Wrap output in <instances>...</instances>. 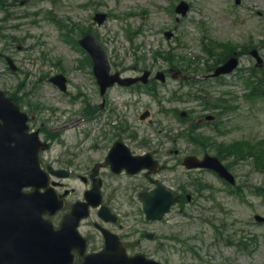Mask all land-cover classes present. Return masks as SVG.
Returning a JSON list of instances; mask_svg holds the SVG:
<instances>
[{
    "label": "rangeland",
    "instance_id": "374dc122",
    "mask_svg": "<svg viewBox=\"0 0 264 264\" xmlns=\"http://www.w3.org/2000/svg\"><path fill=\"white\" fill-rule=\"evenodd\" d=\"M55 1H28L24 5L16 1L18 6L15 5L13 11L18 16L10 24L17 26L6 30L3 27L2 30L19 37L9 49L19 70L11 75L5 64L0 63V88L12 89L18 82L25 81L18 95L24 96V91H31L24 100L43 105L40 111L33 112V124L37 126L44 121L47 125L62 127L60 135L63 137L103 134V131L111 129V125L126 119L139 135L163 140L171 136L170 139L175 140L169 139L165 146H176L185 153L192 146L176 136L178 130L190 120L204 119L203 113L211 112L199 102L180 95L187 87H180L178 79L168 75L167 84L158 88L160 102L150 94L129 96L130 90L115 87L106 95L107 108L104 103L97 118L87 119L83 110L85 102L91 106L98 105L102 98L91 67L77 60L83 56L81 52L65 44L58 28L45 17L48 9L54 8L62 18L71 17L83 24L85 29L89 28L106 51L112 71L123 69L124 74L138 71V68L133 70L130 66L139 58L142 63L138 65L142 69H166L168 63L153 53L170 46L176 53L190 58L195 55L204 57L199 42L203 34L217 40H230L239 46L251 38L256 42L264 37V0H242L239 5H235L233 0H186L191 9L179 21L175 20V12H171L179 0ZM98 11L108 14L101 25L93 20L94 13ZM127 27L132 30L131 39L126 36ZM166 29L173 30L175 37L166 39L163 32ZM176 38H179L178 41ZM0 40L2 48L7 39L3 37ZM258 49L264 58V46ZM58 59L60 62H56ZM253 65V58L246 53L241 54L239 66L244 67L243 73ZM59 69H64L62 73L68 78L66 93L48 81V77ZM234 73L207 85L213 96L225 94L231 110L223 115L222 122H218L219 129L205 123L200 131L207 136L205 142L210 145L207 152L218 154L229 165L237 184L244 188L245 198L237 197L211 172L187 174L181 167L169 172L181 182L197 177L203 181L202 184L209 183L217 191L211 192L212 199H207L205 196L210 192L204 190L203 198L198 197L193 204L185 205L183 211L175 208L168 220L152 226L159 237H167L163 240V249L153 256L163 264H264V224L253 219L255 213L264 215V201L249 191L252 186L256 189L264 187V159L240 157L245 160L239 161L226 147L236 139L257 140L264 145V97L254 94L253 84L258 78L243 81L246 83L243 87ZM260 78L263 80V75ZM174 90L176 95L171 98ZM252 90L253 95H249ZM76 94L78 98H72ZM161 104L190 110L189 120L180 121L170 111L163 113ZM24 106L27 104L24 103ZM145 108L151 111L152 124L138 118ZM95 127L99 129L93 131ZM58 150L59 146L55 144L50 152L57 156ZM216 227L221 231L220 235ZM172 235L178 236L179 240L169 238ZM240 240L246 244V250L235 244ZM156 244L157 241L145 242L146 248L151 249Z\"/></svg>",
    "mask_w": 264,
    "mask_h": 264
},
{
    "label": "flooded vegetation",
    "instance_id": "af4514ba",
    "mask_svg": "<svg viewBox=\"0 0 264 264\" xmlns=\"http://www.w3.org/2000/svg\"><path fill=\"white\" fill-rule=\"evenodd\" d=\"M51 142L50 137L47 138ZM124 143L132 155H140L147 152L146 141L142 136H95L88 140L85 137L79 143L70 145L59 157L58 168L69 171L68 178L59 179L54 186L56 198L62 202L61 208L49 220L54 228H58L67 216L73 203L84 199L86 190L97 186L101 193L100 206H106L108 210L105 215H99V208L90 210L86 219L77 222L75 229L86 242L84 255L99 251L104 245L102 229L118 236L122 241L128 255L146 254L143 239L146 236V229L141 225L154 224L158 221L146 220L139 207H142L139 195L141 192L151 191L156 187L155 181L161 183L164 179V167L159 173L147 175L145 170L130 174L121 167L122 162L111 160L106 163L109 150L115 143ZM156 159H161V154L155 150L152 152ZM122 155L117 152V157ZM160 155V156H159ZM55 163V161H53ZM118 168V170H112ZM72 176L77 179L82 189L75 192L69 188L67 180ZM26 191L32 190L25 188ZM131 208L135 211L132 212ZM143 215V220L137 218ZM94 216V217H92ZM153 238V237H152ZM5 244H9L6 242ZM66 246V245H65ZM79 242L72 243L70 254L73 261L70 264H81L82 252L79 251ZM53 264L61 262V258L49 259Z\"/></svg>",
    "mask_w": 264,
    "mask_h": 264
},
{
    "label": "water",
    "instance_id": "95a60500",
    "mask_svg": "<svg viewBox=\"0 0 264 264\" xmlns=\"http://www.w3.org/2000/svg\"><path fill=\"white\" fill-rule=\"evenodd\" d=\"M187 10V5L185 3H180L178 6V11L182 12L183 14ZM99 22L104 19V15L97 14L95 17ZM80 43L87 48V50L91 53L93 60H94V72L98 79V82L101 86L102 91L104 88L113 83L114 80L118 79L117 74L109 75L108 74V65L105 58V55L102 49L98 46L96 41L90 35L85 36ZM256 55V52H252ZM258 61L260 59L257 57ZM236 66V59L230 58L227 60L222 66L218 67L215 70V75L220 73H225L231 71ZM60 80L62 82V76H56L55 80ZM131 82V80H126V83ZM0 117L4 120V126H7L10 130L14 132L13 137L9 134L7 135L5 132L0 134V185H22V184H34L36 186H41L45 184L46 178L45 174L39 169L38 167V160H37V139L36 133L31 134L34 137V152L29 157V166L30 170H18L20 167L21 162L24 160L23 157L20 155L18 151V146L25 144V140L22 138L25 132V125H24V118L18 112L17 108L13 106L9 100L4 98L3 94L0 92ZM15 141L14 148H8V144ZM184 164L187 167H208L212 168L218 172V174L228 180L231 183H234L233 176L227 171V169L220 163L217 157H212L209 155H205L202 160H198L194 156L186 157L184 160ZM157 190L154 192V198L152 201L149 200L150 197H144L145 201V210L150 218H159L161 214H163L169 207V205L176 200V197L173 195L171 196L168 193L166 188H162L160 191L162 193V201L160 200V196L158 195ZM11 190H0V200L2 198H8V196H1V194H11ZM18 190L14 192L17 194ZM157 193V194H155ZM14 200H18L17 197H13ZM157 198V199H156ZM10 204V203H9ZM96 203H94L95 205ZM20 204H14L8 206V208H14ZM24 208L31 209V220L35 223V234L34 239L44 240V237H39L37 233L39 231H44L43 228L39 226L40 224V217L41 213L43 212V206L36 201L33 204L28 205L26 202L21 204ZM6 208L0 202V217L4 216H13V213L4 212L3 209ZM258 220H263L259 216H256ZM16 221H6L0 220V234H12L15 233V230L5 228L6 226H14ZM108 250L112 248L110 244L107 246ZM42 252H35V254H39ZM108 251L103 250L102 252L98 253L97 255L89 256L87 262L84 264H110V261L107 259ZM137 258L131 259L130 262H119L117 264H124V263H135L139 262L135 260ZM8 263L12 264L11 262L7 261ZM140 263L145 264H158L153 261H142Z\"/></svg>",
    "mask_w": 264,
    "mask_h": 264
}]
</instances>
